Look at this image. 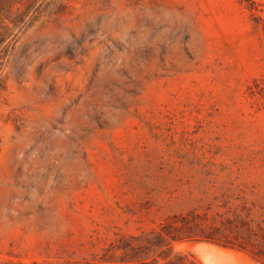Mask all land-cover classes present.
I'll return each instance as SVG.
<instances>
[{"label": "rangeland", "instance_id": "1", "mask_svg": "<svg viewBox=\"0 0 264 264\" xmlns=\"http://www.w3.org/2000/svg\"><path fill=\"white\" fill-rule=\"evenodd\" d=\"M0 264H264V0H0Z\"/></svg>", "mask_w": 264, "mask_h": 264}]
</instances>
